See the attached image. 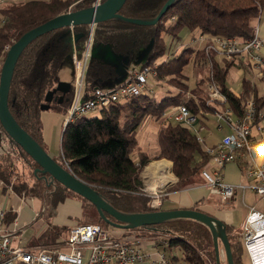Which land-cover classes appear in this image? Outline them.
<instances>
[{
    "label": "trees",
    "instance_id": "1",
    "mask_svg": "<svg viewBox=\"0 0 264 264\" xmlns=\"http://www.w3.org/2000/svg\"><path fill=\"white\" fill-rule=\"evenodd\" d=\"M93 1L7 0L0 6V58L7 53V46H11L29 30L70 9L74 11L91 7ZM167 1L127 0L120 10L122 17L96 25L94 45H112L114 52L127 61L130 71L156 64L158 76L155 85H174L177 92L169 90L168 94L160 98L155 93L152 96H131L100 108L98 116L89 118L83 114L75 117L63 129L61 154L53 158L125 214L154 211L148 205L150 199L145 193L142 177L145 166L152 160L139 147L137 132L142 122L149 116L160 119L165 111L181 103H187L193 112L203 109L206 112L204 117L215 111V107L207 106L209 96L206 78H202L193 89L189 88L188 77L184 73V67L189 62L188 53L193 55L196 63L210 67L213 79L227 97L226 106L233 110L236 117L243 115L245 101L250 98L256 103L255 123L261 122L260 113L264 112V95L259 92V83H264V70L263 75L257 77L248 63L227 60L207 51L205 47H186L182 54H172L161 63H156L168 51L165 36L180 38L183 29L199 31L201 35L211 37L251 40L255 36L258 21L264 17V0H174L156 24L142 25L126 19L154 20ZM90 30V25L80 24L45 33L27 45L16 64L9 92V108L18 123L43 148L41 106L45 103L47 93L62 81L61 71L68 68L72 76L68 82L72 88L62 103L58 101L61 92L56 93L57 99L54 100L65 113L68 112L75 78L74 48H83ZM74 36L77 39L72 42ZM237 65L244 71L239 93H235L228 83L230 71ZM117 77L113 64L92 60L86 75V91H94L96 87H102L105 82ZM187 92L191 94L189 100ZM158 142L160 151L155 158L171 160L173 172L178 177L171 189H182L192 183L193 177L201 174V169L208 163L209 155L203 143L191 128L180 123L164 119V125L158 130ZM15 175L23 180L11 186L18 194L25 191L47 206L38 216V219L45 217L48 223V229L39 240L40 246L58 243L61 228L69 232L68 226L55 224L54 218L57 207L71 196H79L82 207L96 209L88 199L42 172L40 165L12 139L0 122V181L3 192L10 190ZM48 208L52 209L50 215H47ZM106 215L117 221L111 215ZM86 219L106 226L100 212L96 216L87 213ZM14 220L15 216L7 212V223ZM140 228L154 237L166 239L167 244L160 242L158 245L165 251L178 252L174 258L182 257L188 264H217L212 231L195 219L175 218L145 224ZM227 233L235 264H244L245 248L241 234L228 224Z\"/></svg>",
    "mask_w": 264,
    "mask_h": 264
},
{
    "label": "built area",
    "instance_id": "2",
    "mask_svg": "<svg viewBox=\"0 0 264 264\" xmlns=\"http://www.w3.org/2000/svg\"><path fill=\"white\" fill-rule=\"evenodd\" d=\"M6 1L0 0V6ZM104 1L94 0L93 5L97 6ZM95 27L91 25L89 39L85 41L82 51L74 48L75 78L67 122L79 115L127 100L131 96H152L154 93L151 86L158 76L156 64L133 69L122 84L111 89L96 87L89 98L83 99ZM201 39L206 40L207 51L236 63H248L257 77L263 75L264 28L260 23H257L255 36L251 40L240 41L234 37H211L207 34L201 35ZM9 47H6V52ZM2 59L0 65L4 62ZM207 90V106L215 107L214 113L220 120L229 123L232 133L225 135L216 145L205 147L209 158L207 165L201 169L202 177L211 191L220 196L223 203L227 204L239 191L242 190L244 194L247 189L255 192L264 202V161H261L264 158V112L260 113L261 122L255 123L256 103L250 98L245 101L243 115L236 117L233 110L226 106L227 97L220 90L211 72ZM190 96L187 92L188 100ZM205 113L203 109L193 112L187 103H181L165 111L163 117L191 128L202 143L204 138L201 132L205 129ZM234 161L244 166L246 182L233 184L225 180L224 168ZM9 189L14 192L12 187ZM148 205L154 211L160 209L162 202L158 191L150 194ZM6 214L7 211L0 206V264H173V256L158 248L160 242L167 244L162 236L154 237L140 227L124 228L126 231L118 235L110 227L99 222L74 224L69 229L67 238L52 246L29 248L19 244L13 245L17 235L7 224ZM241 231L251 264H264V209L251 207L241 225ZM147 240L154 242L153 247L158 249L156 252L148 248Z\"/></svg>",
    "mask_w": 264,
    "mask_h": 264
},
{
    "label": "water",
    "instance_id": "3",
    "mask_svg": "<svg viewBox=\"0 0 264 264\" xmlns=\"http://www.w3.org/2000/svg\"><path fill=\"white\" fill-rule=\"evenodd\" d=\"M126 1L127 0H105L97 6L92 5L88 8L64 12L29 30L19 40L14 42L6 53L0 75V122L12 139L40 165V170L42 172L49 174L52 179L57 180L67 188L93 203L106 224L120 228H136L145 224L158 223L175 218L195 219L207 225L212 231L217 264H222L221 243L224 246L228 264H235L231 243L227 233V224L223 220L201 210L189 208L171 210L159 209L135 214H125L118 211L105 201L91 185L50 157L42 145L18 123L9 108V92L15 67L19 57L29 43L39 36L61 27L69 26L73 28L80 24L96 26L99 22L115 17H122L120 10ZM173 1L174 0H168L154 20L136 18L126 19L130 22L142 25L156 24L169 9ZM76 39L77 37L74 36L72 42H75ZM103 46L106 48H102ZM95 47L97 46L93 43L90 62L92 60H97L99 62L113 64L118 73L116 80L119 81V85L120 83L122 84L127 77V61H123V59L114 52L112 45L100 44L97 49ZM101 50L102 52L105 51V55L103 54L104 57L101 55ZM102 87L104 88V86ZM111 87L114 88L116 86L112 84ZM71 88L72 84L70 82L60 81L55 89L47 93L45 103L41 106L42 110L50 108V103L57 99L55 96L57 92L62 93L58 99L59 103H62L65 99V95L70 92ZM66 125L67 123L65 126ZM106 214L111 215L117 219V221L111 219Z\"/></svg>",
    "mask_w": 264,
    "mask_h": 264
},
{
    "label": "crops",
    "instance_id": "4",
    "mask_svg": "<svg viewBox=\"0 0 264 264\" xmlns=\"http://www.w3.org/2000/svg\"><path fill=\"white\" fill-rule=\"evenodd\" d=\"M8 1H20V0H8ZM21 1H27V0H21ZM258 23L261 24L262 28H264V17L258 21ZM201 38V37H200ZM94 43V41H93ZM93 43H92V47H93ZM200 43H202V47H199L197 49H201L203 47H205L206 44V40L205 39H201ZM100 44H96V46L98 47ZM102 48H106V47H102ZM92 49V48H91ZM196 49V48H195ZM105 55V51L102 52L101 50V55L104 57ZM73 62H74V57H73ZM233 68H235V74L240 76V81L242 83V78L244 76V71L243 69L237 65L234 66ZM67 69H63L61 71V80L62 81H69L70 78L72 76H70L71 74L67 73ZM130 73V69L127 70V77L128 78ZM188 77V76H187ZM125 79V80H126ZM116 80V79H115ZM119 81H107L103 84L104 85H112L115 84V86H118ZM241 83H239V85H237V87H231V89L235 92V93H239L240 91V87H241ZM121 84V83H120ZM166 84V83H165ZM162 84L163 87H165L161 94V96L165 95L169 90H173L170 88H166V85ZM261 87L259 88V92L260 95H264V83H261ZM168 86V85H167ZM154 89V93L156 92L155 87L151 86ZM162 87V86H160ZM92 91H85L84 92V97L83 99H87L91 96ZM161 90L158 91V93H160ZM153 93V94H154ZM157 94V92L155 93V95ZM162 96V97H163ZM97 116V115H96ZM210 116L208 115L205 117V121H204V125H205V129L204 130H209L210 128ZM150 117V116H149ZM153 117V116H151ZM148 118V117H147ZM146 118V119H147ZM155 118V117H153ZM164 117L162 116V118L158 119L161 121V124L158 125V130L159 128L164 125ZM166 120V119H165ZM218 128H224L223 125V120L217 119ZM140 129V127H139ZM146 130V128H145ZM208 132H212V130L210 129ZM138 133L139 130L137 132V138H138ZM232 133V128H228L225 135ZM208 135L206 136L203 135L204 138V143H205V147L207 146H213L216 145L218 142L215 141H208ZM157 139H158V135H157ZM139 141V140H138ZM159 144V142H158ZM148 144L145 143V147H147ZM139 147L141 148V150L144 151V149L141 147L140 143H139ZM160 151V147L158 149V151H153V152H147V154L152 158V160H150V162L145 166L143 172H142V177H143V181H144V185H145V193L146 195L149 197L150 199V194L154 191H158L160 193L161 196V202L162 205L160 207V209H166V210H171V209H181V208H189V209H197V210H203L207 213H210L212 215H219L222 216V209L219 208V204L216 200V198L214 197V194L209 185L207 184V182L205 181V179L202 177V175L200 173L196 174L193 179H192V183H190L189 185H187L186 187L182 188V189H171L175 183L178 181V177L174 174L173 172V162L167 158H161V159H156L155 157L159 154ZM136 156V155H135ZM261 161H264V158L261 159ZM224 175H225V180L229 183H233V184H237L240 183L241 181L245 180V168L244 166L238 162V161H234V162H230L228 163L225 168H224ZM9 195H13L15 198L13 200V203L11 205H9L8 200H9ZM2 196H6L7 198L5 199V201H1V197ZM32 199L34 198H30L28 196L25 195H20L17 192H11L10 190H7V192H3L2 190V185L0 183V206L2 208H4L10 215L15 216V220L7 223L10 226V229L13 233H15L17 235V238H14L13 240V245H24L26 247L29 248H37L38 246H40V238L43 235V233H45V231L48 229V223L44 217V219H38L39 216V212L36 214L35 216V212L32 210V207L29 205L30 201H33ZM39 202L41 203V201L39 200ZM29 203V204H28ZM64 206H70L75 210V215L80 214V208L82 206L81 201H78L73 199V198H68L64 203L59 205V211L57 213V215L54 218V223L62 226V225H66V224H62L65 223L63 220L66 217H69L72 214H66L67 210H63ZM216 213V214H215ZM225 220V218H224ZM227 221V220H225ZM226 224H229V222L227 221ZM68 226V225H66ZM72 226V225H71ZM70 226V227H71ZM69 227V226H68ZM70 229V228H69ZM31 230V232H29ZM114 232V231H113ZM124 233V232H122ZM122 233H116L118 235L122 234ZM146 245L148 246V248L151 249V251L156 252V250H158L156 247L154 248V242L152 241H146ZM158 248L163 249L162 247L158 246ZM171 257L173 256V264H188L185 260L182 259V257L180 259L178 258H174L176 257L177 253L175 252H169L166 251Z\"/></svg>",
    "mask_w": 264,
    "mask_h": 264
},
{
    "label": "rangeland",
    "instance_id": "5",
    "mask_svg": "<svg viewBox=\"0 0 264 264\" xmlns=\"http://www.w3.org/2000/svg\"><path fill=\"white\" fill-rule=\"evenodd\" d=\"M73 11V10H71ZM91 27V25H90ZM90 36V34H89ZM166 39V44L168 47V51L166 53V55H164L163 57L159 58L158 61L156 62L161 63L162 61H164L167 57L172 56V54H182L184 52V49L186 47H194V48H199L202 47V43H200L201 41V34L199 31H194L191 32L187 29H183L180 32V38H175L169 35L165 36ZM89 39V37L87 38ZM86 39V40H87ZM97 49V47H95ZM83 49V48H82ZM78 49V51H82ZM6 54L4 55V59H5ZM187 58L189 59V62L185 65L184 67V73L188 76V80L187 83L189 85L190 90L193 89L198 82L202 79V78H206V84H208V76L210 74V67L209 66H202L200 63H196L195 59L193 57L192 54L188 53L187 54ZM2 59V57L0 58V60ZM2 59V60H4ZM2 66L3 64L0 65V71L2 70ZM67 73H71V70H67ZM235 68H232L229 74V78H228V83L230 86H234L237 87V85H239V83H241V79L240 76L235 74ZM1 75V74H0ZM71 76V75H70ZM70 80H72V77L70 78ZM152 86L155 87V90L157 92L156 97L160 98L162 97L161 94L163 92L162 89H164L165 87H159L156 86L155 83L152 84ZM259 86L261 87V84L259 83ZM104 88L107 89H111V85H104ZM166 88H170L173 89V91L177 92V88L174 85H166ZM161 90L160 93H158V91ZM155 92V93H156ZM168 94V93H167ZM166 95V94H165ZM73 97V96H72ZM69 112V111H68ZM68 112L65 113L59 106V104L57 102H52V105L50 108L42 110L41 113V118H42V124H43V129H42V134H43V146L44 149L46 150V152L48 153V155L52 158H57L60 154H61V138H62V133H63V129L65 127V124L67 122L68 119ZM100 115V111L95 110V111H90L86 114L87 117L92 118L95 116ZM210 116V128L212 132H208L207 130H203L201 132V135H208V141H215L216 142H220L223 137L225 136V133L227 131L228 128H231L229 123L227 121H223V125L224 128H218V122L217 119H219L218 115H216L214 112L213 113H209ZM75 119V118H74ZM70 122V121H69ZM161 124V121L158 120L157 118H153V117H148L147 119H145L139 129V133H138V140L139 143L141 145V147L144 149V151L147 152H153V151H158L159 149V144H158V139H157V135H158V125ZM146 128V130H145ZM145 143L148 144L147 147H145ZM204 147H205V143L202 142ZM6 148V147H5ZM23 170H21L22 173ZM20 176L15 175L12 179V183L10 184L9 188H11V186H14L15 183L20 184L21 181H23L22 179H20ZM1 182V181H0ZM241 182H246V178L245 180L241 181ZM2 185V184H1ZM14 190V188H13ZM15 191V190H14ZM16 192V191H15ZM20 195H25L28 196L30 198H33L32 195L26 193L25 191H23ZM214 197L216 198L218 204H219V208H221L222 211V216L217 215L216 213V217L223 220L225 223L228 221L229 224H231V226L233 228H235V231L237 233H242L241 231V225L243 224V222L246 220V217L251 209V207L255 206L258 209H264V202L260 199V197L253 191H251V189H247L246 192L243 194V191H239L235 197L233 198V200L229 201L227 204L223 203L220 196L218 195H214ZM244 197V198H243ZM7 197L6 196H2L1 197V201H5ZM14 196L13 195H9V200L8 203L9 205H11L13 203L14 200ZM70 198H73L75 200L78 199V201H81L79 196H71ZM33 201H30V206L32 207V210L35 212V216L38 212H40L41 210L47 208V206L43 203V202H39L38 199L34 198L32 199ZM82 203V201H81ZM83 206V203H82ZM80 208V214L75 215V210L70 207V206H64L63 210H67L66 214H72L69 217H66L63 220H65V223L62 224H66L69 226V228H71L70 226L76 224V223H86L89 222L86 219V214H92L94 216H96L97 214H99L98 209H89V208H85L82 207ZM48 214L51 212L52 209L48 208ZM201 210V209H200ZM59 211V206L56 209V213H58ZM203 211V210H201ZM205 212V211H203ZM207 213V212H205ZM210 214V213H208ZM212 215V214H210ZM214 216V215H213ZM48 217V216H47ZM227 220L225 221L224 220ZM105 225V224H104ZM106 227H110V229L112 231H114L115 233H122L125 232L126 230L124 228H120V227H115V226H111L106 224ZM61 233H60V239H58V241L63 240L65 238H67V232L68 229H62L61 228ZM31 232V230L29 231ZM242 237V235H241ZM241 241H243V239L241 238ZM243 243V242H242ZM242 245V244H241ZM221 262L222 264H228L227 261V257H226V253L224 250V246L221 244ZM243 248V246H242ZM160 251H162L163 249H159ZM245 250V249H243ZM178 253V252H177ZM244 264H251V259L249 254L246 252V250L244 251ZM211 262V261H210ZM181 264V263H179ZM211 264V263H210Z\"/></svg>",
    "mask_w": 264,
    "mask_h": 264
},
{
    "label": "flooded vegetation",
    "instance_id": "6",
    "mask_svg": "<svg viewBox=\"0 0 264 264\" xmlns=\"http://www.w3.org/2000/svg\"><path fill=\"white\" fill-rule=\"evenodd\" d=\"M112 219V218H111Z\"/></svg>",
    "mask_w": 264,
    "mask_h": 264
}]
</instances>
